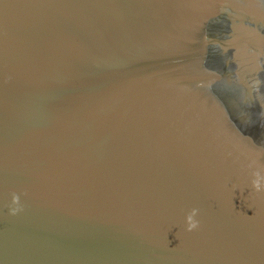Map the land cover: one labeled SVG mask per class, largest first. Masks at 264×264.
Wrapping results in <instances>:
<instances>
[{
    "label": "water",
    "instance_id": "water-1",
    "mask_svg": "<svg viewBox=\"0 0 264 264\" xmlns=\"http://www.w3.org/2000/svg\"><path fill=\"white\" fill-rule=\"evenodd\" d=\"M257 174L264 0H0V264H264Z\"/></svg>",
    "mask_w": 264,
    "mask_h": 264
},
{
    "label": "clouds",
    "instance_id": "clouds-1",
    "mask_svg": "<svg viewBox=\"0 0 264 264\" xmlns=\"http://www.w3.org/2000/svg\"><path fill=\"white\" fill-rule=\"evenodd\" d=\"M253 186L257 191L264 190V184L261 183L259 174H257V179L254 180ZM198 213H199L198 209H192L190 213L187 215L186 223H187L188 231H192L198 227V221L196 220Z\"/></svg>",
    "mask_w": 264,
    "mask_h": 264
}]
</instances>
